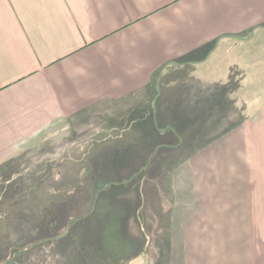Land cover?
I'll return each mask as SVG.
<instances>
[{"label":"crops","instance_id":"1","mask_svg":"<svg viewBox=\"0 0 264 264\" xmlns=\"http://www.w3.org/2000/svg\"><path fill=\"white\" fill-rule=\"evenodd\" d=\"M256 38L264 0H0V175L74 128L105 120L108 135L125 119L138 228L161 232L140 233L145 246L182 264H264Z\"/></svg>","mask_w":264,"mask_h":264},{"label":"rangeland","instance_id":"2","mask_svg":"<svg viewBox=\"0 0 264 264\" xmlns=\"http://www.w3.org/2000/svg\"><path fill=\"white\" fill-rule=\"evenodd\" d=\"M242 89L245 107L249 88ZM263 105L264 38H256L253 115ZM201 122L193 120L197 128ZM113 123L108 135L100 129L105 120H99L96 128H74L66 133L65 145L54 144L53 150L35 152L32 159L22 158L2 169L0 264H182L170 257L169 248H161L160 256L152 241L145 246L139 238L140 233L152 239L161 232L146 229L145 224L142 231L138 228L141 181L132 177L141 165L137 167L129 152L120 150L123 140L130 137L127 120L118 118ZM187 127L183 125L182 131ZM110 138L114 141L112 152L106 150ZM58 146L62 150L57 151ZM131 153L137 159L141 153L147 157L153 152ZM232 169L227 175L233 174ZM256 170L258 177L264 178V168L259 165ZM150 181L146 178L145 183L151 190L154 184ZM256 189H264V183H258ZM156 202L160 201L149 200L151 205ZM143 203L141 207L145 208Z\"/></svg>","mask_w":264,"mask_h":264},{"label":"bare ground","instance_id":"3","mask_svg":"<svg viewBox=\"0 0 264 264\" xmlns=\"http://www.w3.org/2000/svg\"><path fill=\"white\" fill-rule=\"evenodd\" d=\"M227 117H228V115H227Z\"/></svg>","mask_w":264,"mask_h":264}]
</instances>
